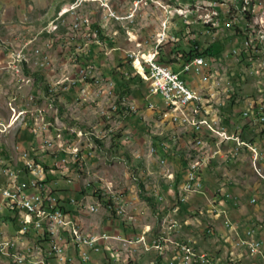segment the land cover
Instances as JSON below:
<instances>
[{
    "label": "rangeland",
    "instance_id": "obj_1",
    "mask_svg": "<svg viewBox=\"0 0 264 264\" xmlns=\"http://www.w3.org/2000/svg\"><path fill=\"white\" fill-rule=\"evenodd\" d=\"M113 1L0 0V129L5 128L4 134L0 136V148L6 154L4 156L0 153V160L14 167V171L23 170V153L38 148L40 142V137L31 130L34 128L31 113L46 108L47 119L54 126L68 130V134L79 135L80 140L89 143V149H92L91 156L84 154L87 158L83 163L86 169L81 172L82 177L73 168H64L63 176H69L78 186L100 180L110 183L117 194L122 195L125 201L134 202L137 207L135 213L139 215L138 228L127 226L123 218L117 217L112 225L108 224L103 219V213L98 217L83 215L87 227L94 228V233H101L103 227L110 226L112 231L128 234L140 231L144 224H148V229H155L157 214L158 217H164L161 208L156 212L147 200H155L157 190L168 196L167 189H161L162 183L156 167H149L147 162L150 143L152 140L156 143L155 138L162 136L156 133L163 127L159 128L161 125L154 122V119H158L157 114L148 109L147 105L143 106V102L134 94L129 98L138 105L139 111L125 117L119 102L127 97L119 98L116 80L105 74V70L117 71V78L122 75L127 77L126 74L134 73V70L120 67L126 66L130 60L129 53L138 49L150 51V46L161 32L162 23L167 22L181 29L183 22L191 23L190 29L196 34L193 39L200 41L202 49L214 46L216 55L213 57L218 60L213 67L216 81L210 84L221 90H231L221 96L224 105L215 107L223 114V118L231 119L229 129L241 131L245 140L256 142L264 153L262 125L257 123L256 114L244 116L247 111L264 107V23L261 21H264V0H158L139 3L137 6L135 1L144 0H121L117 3L119 9L113 6ZM104 4L109 8L102 6ZM167 6L171 11L170 16H173L169 22L168 13L162 9ZM110 13L124 21L111 18ZM243 14L251 15L248 27L245 26ZM211 17L219 20L217 31L203 25L204 21H211ZM239 18L245 23L238 22ZM75 23L79 25L78 28H75ZM252 35H256L257 42L253 44L252 50L259 49L253 60L248 58L247 51L242 48L243 41L245 46H252ZM131 36L133 40H130ZM182 40L177 46L167 44L162 47L160 55L168 60L174 59L181 48H186L187 39ZM138 42L142 44L140 48L137 47ZM234 50L239 54L231 55ZM13 51H17V54L12 60L20 69L7 66L6 57ZM40 52L44 53L42 57ZM240 53L246 55L244 61L239 57ZM89 66L95 68L85 77L81 69ZM25 69L31 74L44 75V82L29 76ZM108 78L115 83V89L114 85H107V92L115 90V97L105 96L97 100L96 92L101 85H105V79ZM184 78L196 90L203 86L192 74L184 75ZM46 85L50 88L48 94ZM65 86L71 87V90H61ZM143 87L142 92L147 96L146 83ZM82 88L86 91L88 89L87 100L83 99ZM159 100L151 99L153 103H160ZM113 102L120 106L119 112L105 118L102 114L109 112ZM49 105H53L54 109L47 108ZM167 130L179 135L183 129L180 126H169ZM96 131L99 135H107L106 139L99 142L92 139L91 133ZM127 136L130 137L129 141ZM160 143H166V140ZM52 146L58 148V139H54ZM188 147L186 140L181 139L180 152H186ZM242 156L246 157L240 159L241 162L225 163L217 159L214 169L205 173V193L192 198L188 209L183 208L178 216L183 224L181 237L194 241L200 250L221 257L226 255L230 245L223 237L225 232L222 230V220H214L208 213L215 198L219 196V189L236 197L241 203L239 207L232 202L228 204L227 215L232 220L246 224L252 219L264 218V182L253 171L249 155L243 152ZM43 157L50 166L54 165L55 156L49 151L37 156L41 162L43 159L40 158ZM2 179L0 174V186L5 182L4 179L1 184ZM64 183L62 192L65 194L72 196L78 190ZM252 198L257 199V211L250 204ZM166 200L169 202L172 198ZM211 227L215 234H206ZM36 248L37 242L29 241V251H36ZM126 252V257L119 256L118 264L133 263L130 254L137 256V249L127 247ZM0 264L3 261L0 260Z\"/></svg>",
    "mask_w": 264,
    "mask_h": 264
},
{
    "label": "built area",
    "instance_id": "obj_2",
    "mask_svg": "<svg viewBox=\"0 0 264 264\" xmlns=\"http://www.w3.org/2000/svg\"><path fill=\"white\" fill-rule=\"evenodd\" d=\"M148 1L158 0L135 3L137 6L139 3L147 4ZM102 6L109 8L107 4ZM162 9L168 13L169 22L173 18L170 16V9L168 6ZM109 16L124 21L112 13ZM238 22L245 23L241 18ZM203 25L211 26L217 31L220 23L218 19L211 17V21H204ZM74 26L79 27L77 23ZM182 26L181 29L173 24L170 26L167 22L162 23L161 32L150 46V51L138 49L128 55L134 73H127L126 76H140L146 83V105L157 114L155 124L161 125L159 128L163 127L156 134L166 135V143L151 141L147 161L149 167H156L162 183L161 189L165 187L168 190V196L156 191L154 198L158 203L157 208H163L164 217L156 216L155 229H148V224H144L140 231L127 234L112 231L108 227H103L101 233H94V228L87 227L83 215L98 217L103 213V219L108 224H112L117 217L123 218L127 226L138 228L139 215L135 213L137 207L134 202L125 201L122 195L117 194L110 183L100 180L96 184L87 182L78 186L69 176H63L64 168H73L81 176V172L86 169L84 160L92 155V149H89V143L80 140L79 135L68 134V130L54 126L47 119L48 111L44 108L38 113H31L34 124L31 130L40 137V142L38 148L23 153V170L14 171V167L0 160V174L5 179L0 186V260L3 264H118L124 247L137 249V256L133 257V263L130 264H264V218L252 219L246 224L232 220L227 215L228 204L232 202L239 207L241 203L222 189H219V196L215 198L208 213L210 218L222 220V230L225 232L223 237L230 245L226 249V255L221 257L207 250H200L194 241L181 237L183 224L178 216L192 198L205 193L204 173L217 159L225 163L236 162L244 152L250 157L253 171L264 182V153L261 148L256 142L245 140L241 131L229 129L223 115L215 107L224 105L225 101L220 100L221 96L231 92L227 88L221 90L212 85L216 81L213 67L218 60L215 57L195 56L187 60L178 71L173 65L160 62L162 47L167 44L177 46L183 38L193 40L195 37L196 34L190 29L191 23L185 21ZM130 40H133L132 36ZM256 43V35H252V46H245L244 41L242 43L243 50L251 53L248 55L251 60L259 53V49L252 50ZM141 46L138 42L137 47ZM16 54L17 51L8 53V63ZM233 54L235 56L239 53L234 50L231 55ZM43 55L40 52V56ZM181 56L178 52L175 58L180 59ZM239 57L242 58V53ZM94 68L89 66L81 69V73L86 77ZM190 74L199 79L202 88L195 90L190 86L184 78V75ZM107 85H114L115 89L113 80L105 79V85H101L96 92L97 100L105 96L115 97V90L107 92ZM61 90L68 91L71 87L65 86ZM87 91L85 88L81 89L84 100H87ZM155 98L160 99V103L151 101ZM119 104L125 117L139 111L138 105L131 102L130 98H123ZM120 106L113 102L109 112L102 115L109 118L106 116L119 112ZM47 108L54 109L53 105ZM263 108L260 106L259 110L247 111L244 116L256 114V121L262 125L261 134L264 138ZM169 126H180L183 130L177 135L167 130ZM4 129L1 128L0 136L4 134ZM91 136L97 141H104L107 135H99L96 131ZM51 139H58V148L47 149V142ZM126 139L129 141L130 137L127 136ZM181 139L186 140L189 145L186 152H180ZM47 151L55 156L54 165L49 170L43 166L47 159L40 158L43 159L41 162L37 158ZM138 158L141 159L140 156ZM175 159L186 161L181 177L174 165ZM58 174L61 175L59 178ZM63 181L68 187L78 189L74 195L62 192ZM169 197L172 200L167 202L166 198ZM250 204L258 210L256 198H252ZM6 216L13 218L16 225L6 219ZM206 234L214 235L215 232L211 227ZM29 241L37 242L36 251H29Z\"/></svg>",
    "mask_w": 264,
    "mask_h": 264
},
{
    "label": "trees",
    "instance_id": "obj_3",
    "mask_svg": "<svg viewBox=\"0 0 264 264\" xmlns=\"http://www.w3.org/2000/svg\"><path fill=\"white\" fill-rule=\"evenodd\" d=\"M243 15L245 17L244 21L246 22L245 26L248 27L249 24L251 23V17H250L251 15H249V14H243ZM207 28L210 29V30H215L211 26H208ZM181 33H183V31H181ZM193 34H195V33L193 32ZM193 40L188 39L187 42H186V48H181L179 50V53L182 54L180 59L174 58V59L168 60V59H165L164 56L160 55V57H159L160 62L163 63V64H167V65H173L174 69L176 71H178V70H180L182 68L183 64L187 60H189L190 58H193L195 56H204V57H208L209 58V57H213V56L216 55V54H214V50H213L214 46L211 45L208 48L202 49L200 41H198L196 39H193ZM249 54H251V53H249ZM254 56L256 57L255 54H254ZM245 58H246V55L244 53H242V60L244 61ZM125 67L129 68L131 71L133 70L132 67H131V62L130 61H127L126 66L124 65L123 67H120V68H125ZM25 71H26V69H25ZM26 72H27V74L29 76H34L36 80H41L42 82H44V79H43L44 75L37 74V73L31 74L28 70ZM105 74H108V75L112 76L116 80V83H117L116 92H117L119 98H123V97L129 98L132 94H134V95H137V98L139 99L140 102H143V106L146 105V95H145L144 92H142L143 91L142 87L145 84V82L141 79L140 76H134V77L127 76V77H125L124 75H122L121 78H117V71L114 70V71L107 72V69L105 70ZM134 87H138L136 89V91L133 90ZM45 90H46V94H48L49 91H50V88H49L48 85L45 86ZM223 113L226 114L225 112H223ZM224 121H225V123L227 125L230 126L231 119H229L228 117H225ZM155 142L156 143H160L161 140H159L158 138H155ZM0 153L2 155H4V156L6 155L5 154V150L2 149V148H0ZM182 162H183V160L174 161V164H176V167H177V169L179 171L178 172L179 177H181V175L183 174L184 167H185V163L184 162H186V161H184L183 163ZM43 166L45 167L46 170H49L53 165L50 166L49 163H44ZM208 172H209V170L205 171L206 174ZM205 173H204V178L206 180L207 177H205ZM140 187L143 188V185H140ZM147 200L151 203V207L154 210L157 211V207H158L157 201L153 200L151 198L147 199ZM188 207H189V204H187L183 208L186 210V209H188ZM6 219H8L10 222H12V223H14L16 225L15 220L13 218H11L10 216H6Z\"/></svg>",
    "mask_w": 264,
    "mask_h": 264
},
{
    "label": "crops",
    "instance_id": "obj_4",
    "mask_svg": "<svg viewBox=\"0 0 264 264\" xmlns=\"http://www.w3.org/2000/svg\"><path fill=\"white\" fill-rule=\"evenodd\" d=\"M121 0H114L112 3H113V6L115 7V8H117V3L118 2H120ZM125 2L127 1V0H124ZM119 7V6H118ZM117 9H119V8H117ZM122 10V9H121ZM61 12H62V10H61ZM61 12L59 13V15L61 14ZM156 24H157V22H156ZM7 66H10V68H12V66H15L14 68L15 69H20V66L19 65H16V63H15V61L14 60H11V61H9V63H8V65ZM6 70H9L8 68L6 69ZM15 72V71H14ZM201 85V84H200ZM200 89V88H199ZM196 90V89H195ZM223 115V114H222ZM230 122H232V121H230ZM27 125V124H26ZM5 132V131H4ZM162 136H159V137H156V138H158L159 140H166V135H164V134H161ZM157 136V135H156ZM261 148V147H260ZM248 156V155H247ZM246 156H242V158H241V160H243L244 158H245ZM240 161V160H239ZM238 161V162H239ZM237 162V163H238ZM241 162V161H240ZM214 167H215V163L211 166V168L209 169V171H212L213 169H214ZM4 182V178L1 180V184ZM205 182H206V185H207V179L205 180ZM168 191V190H167ZM157 210L159 211V209L157 208ZM161 211L162 212H164V210H163V208H161ZM157 212V211H156ZM159 214V213H158ZM158 214H157V217H158ZM112 225V224H111ZM108 228H110V226L108 227ZM111 229V228H110ZM127 231H128V229H127ZM124 233H127V232H124ZM221 250H223V248L221 247ZM224 251V250H223ZM136 253V252H135ZM133 256H135V254H133V253H131L130 254V258H132L133 259ZM123 257H126V255H123ZM125 259H127V258H125Z\"/></svg>",
    "mask_w": 264,
    "mask_h": 264
},
{
    "label": "bare ground",
    "instance_id": "obj_5",
    "mask_svg": "<svg viewBox=\"0 0 264 264\" xmlns=\"http://www.w3.org/2000/svg\"><path fill=\"white\" fill-rule=\"evenodd\" d=\"M109 89H111V87L109 88ZM113 90V89H112ZM0 133H1V129H0ZM83 134H81L80 136H82ZM54 141V139H51L50 141H48L49 142V144H48V142H47V144L49 145V149H53L54 147L52 146V142ZM35 243V242H34ZM33 244V243H32ZM37 249V248H36ZM123 251H122V255H120L121 257L123 256V254L125 255L126 254V256H127V247L126 248H123L122 249ZM121 257H119V259L121 258ZM131 259V258H130ZM129 259V260H130ZM125 264V263H124Z\"/></svg>",
    "mask_w": 264,
    "mask_h": 264
}]
</instances>
